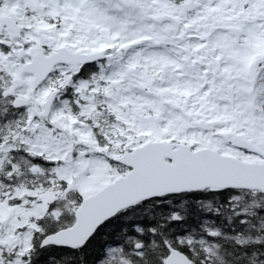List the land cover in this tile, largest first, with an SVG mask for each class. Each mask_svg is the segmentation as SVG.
<instances>
[{"label":"snow or ice","instance_id":"obj_1","mask_svg":"<svg viewBox=\"0 0 264 264\" xmlns=\"http://www.w3.org/2000/svg\"><path fill=\"white\" fill-rule=\"evenodd\" d=\"M0 264H264V0H0Z\"/></svg>","mask_w":264,"mask_h":264}]
</instances>
